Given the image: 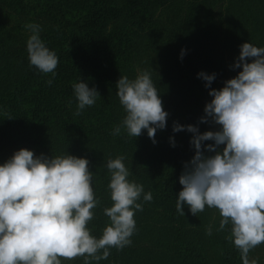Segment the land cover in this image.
Instances as JSON below:
<instances>
[{"label": "trees", "instance_id": "trees-1", "mask_svg": "<svg viewBox=\"0 0 264 264\" xmlns=\"http://www.w3.org/2000/svg\"><path fill=\"white\" fill-rule=\"evenodd\" d=\"M198 5L208 16H196L194 23L190 12ZM29 22L41 25L42 39L59 58L54 76L29 63ZM249 40L264 46V0H0V163L21 147L37 155L87 157L100 198L87 225L96 237L110 223L103 211L113 203L109 158L124 155L129 178L153 195L150 201L141 198L131 244L110 246L101 259L61 257L62 264H119L128 257L138 264H243L229 238L230 223L219 229L217 219L209 234L192 223L187 205L185 214L176 209L179 176L195 149L193 133H174L173 122L198 124L201 131L212 125L199 119L211 97L197 73L216 72L211 86H223L240 70L231 65L239 45ZM144 69L151 71L169 113L156 143L146 129L136 138L123 126L119 134L112 132L125 115L116 81ZM80 78L101 95L77 112L72 84Z\"/></svg>", "mask_w": 264, "mask_h": 264}, {"label": "clouds", "instance_id": "clouds-1", "mask_svg": "<svg viewBox=\"0 0 264 264\" xmlns=\"http://www.w3.org/2000/svg\"><path fill=\"white\" fill-rule=\"evenodd\" d=\"M25 27L30 31L29 63L54 76L59 58L42 39L41 25L29 22ZM239 48L231 67L240 70L223 86H211L216 72L197 73L211 97L199 119L219 127L200 131L198 124L173 122L174 133L185 129L193 133L190 143L195 149L179 176L183 187L176 195V209L185 214L187 205L196 214L206 206L218 208L219 229L231 224L229 238L243 264H259L257 258H249V252L264 242V46L249 40ZM185 53L182 48L181 58ZM72 88L77 112L101 95L81 78ZM116 89L125 115L113 134L123 126L136 138L146 129L156 143L155 134L167 126L169 113L151 71L144 69L134 78L121 74ZM169 139L174 146V137ZM124 161L122 154L107 160L113 203L104 207L110 223L96 237L87 226L100 202L89 159L70 152L37 155L27 147L14 151L0 163V264H62L61 257L77 255H84L85 261L89 256L101 259L108 256L110 246L131 244L134 214L143 207L141 198L150 201L153 195L129 178ZM100 249L102 256L97 254Z\"/></svg>", "mask_w": 264, "mask_h": 264}, {"label": "rangeland", "instance_id": "rangeland-1", "mask_svg": "<svg viewBox=\"0 0 264 264\" xmlns=\"http://www.w3.org/2000/svg\"><path fill=\"white\" fill-rule=\"evenodd\" d=\"M207 11L208 10L202 11V5H198L196 9H193V11L190 12V17L193 20V22L195 23L197 21L196 16H199V17L205 16V15H207ZM186 13H188V11H186ZM208 14H210V12H208ZM138 70H139V68H137V72H138ZM214 127H215V124H212L209 128L214 129ZM211 142L212 141H205V143H211ZM221 147H223V145H221ZM152 208H156V207L152 205ZM189 213L192 216V218H191L192 223L195 224V226H202L205 229V231H208V228L211 227L212 232H213V229L216 225V223H215L216 220L218 219L220 221V219H221L220 211L218 208H215V207L206 206V208L203 211H199L196 214H193L190 210H189ZM190 225H192V224H190ZM196 234L197 233L194 234V238L198 239V240L201 239L198 236L196 237ZM213 255H216V254H213ZM159 258L160 257H157V259L154 258L153 260L158 261V260H160ZM249 258L250 259L251 258H257L259 264H264V242H261L260 244L256 245L254 248H252L250 250ZM133 260H137V259H134L131 257L124 258V259H122L121 263H119V264H123V262H125L126 264H138L137 262H135ZM139 264H144V262L139 263Z\"/></svg>", "mask_w": 264, "mask_h": 264}]
</instances>
